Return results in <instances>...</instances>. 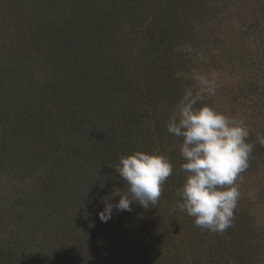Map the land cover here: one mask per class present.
Returning a JSON list of instances; mask_svg holds the SVG:
<instances>
[{"label": "rangeland", "instance_id": "1", "mask_svg": "<svg viewBox=\"0 0 264 264\" xmlns=\"http://www.w3.org/2000/svg\"><path fill=\"white\" fill-rule=\"evenodd\" d=\"M177 1L0 0V254L9 264H264V154L242 174L234 226L214 233L175 207L182 138L166 127L197 87L195 70L218 80L204 103L245 118L249 142L264 133V0L173 9ZM185 44L191 53L176 50ZM146 131L169 158L178 149L167 189L156 206L133 203L102 222L106 201L128 191L120 156L150 152Z\"/></svg>", "mask_w": 264, "mask_h": 264}, {"label": "clouds", "instance_id": "2", "mask_svg": "<svg viewBox=\"0 0 264 264\" xmlns=\"http://www.w3.org/2000/svg\"><path fill=\"white\" fill-rule=\"evenodd\" d=\"M176 50L191 53L193 48L185 44ZM192 80L197 87L184 90L166 125L170 134L182 138L181 171L186 174L177 189L180 199L175 207L193 217L195 226L223 233L234 226L242 174L249 168L256 145L248 140L251 133L245 118L227 115L204 103L206 97L217 93L216 74L194 70ZM257 142L264 147V133H257ZM115 170L128 191L113 193L120 197L115 204L106 201L99 214L102 222L111 219L114 210L131 211L133 203L145 209L156 206L163 185L173 173V164L162 153L137 150L121 155Z\"/></svg>", "mask_w": 264, "mask_h": 264}, {"label": "trees", "instance_id": "3", "mask_svg": "<svg viewBox=\"0 0 264 264\" xmlns=\"http://www.w3.org/2000/svg\"><path fill=\"white\" fill-rule=\"evenodd\" d=\"M180 2H181V0H179V1H177L175 4H172V7H173V9H175V8H177V5H179L180 4ZM178 93H181V91H179ZM178 100V98H175V102ZM80 103V102H79ZM82 103V102H81ZM80 107L82 108V110H83V117L87 114V111H86V109H85V106H84V104L82 103V104H80ZM40 123V122H39ZM41 124V123H40ZM150 134V133H149ZM149 134H148V131H146V133H143L142 134V136H141V138H140V141L141 142H143V148L144 149H146L147 151L149 150L150 152H157V153H162V154H164V155H166L167 156V153L164 151V150H162L161 148L160 149H158V147H159V145H158V147H157V144L155 145V144H153V141H152V138L149 136ZM161 135H163V141L162 142H164L165 141V139H172V137L170 136V135H165L166 133H160ZM256 146H255V148H254V151H253V155H256L258 152V154H257V156H254L253 157V155L251 156V160H250V165H249V168L248 169H250V168H252L253 166H254V164H256V160L257 159H259V157H261V155L262 154H264V150H263V147H261L260 145H259V143L257 142V139H255L254 140V142H253ZM170 145V144H169ZM164 146H165V144H163V149H164ZM157 147V148H156ZM176 150H178V149H176ZM176 150H172V153H171V158H170V160H174V158H173V155H175V157L177 158L178 157V155L176 154ZM115 152V151H114ZM173 154V155H172ZM256 159V160H255ZM171 162H173V161H171ZM173 164V163H172ZM173 169H174V167H173ZM177 169V168H176ZM247 169V170H248ZM177 171V170H176ZM170 178V177H169ZM168 178V179H169ZM167 179V181H169ZM166 181V182H167ZM179 183L180 184H182V178H180L179 179ZM173 184V183H172ZM174 184H176V182L174 183ZM165 185V190L167 189L166 187H167V185L166 184H164ZM163 185V186H164ZM163 190H164V187H163ZM119 201V200H118ZM18 252V251H17ZM6 256L4 255V254H0V262L2 263H5V264H9L8 262H10V260H8V259H11V258H9V257H6ZM6 260V261H3L4 259Z\"/></svg>", "mask_w": 264, "mask_h": 264}]
</instances>
